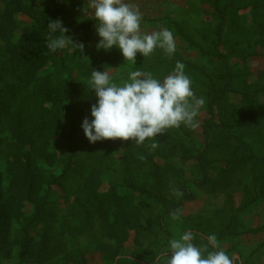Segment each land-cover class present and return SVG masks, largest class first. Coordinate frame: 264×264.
Masks as SVG:
<instances>
[{
  "label": "rangeland",
  "instance_id": "rangeland-1",
  "mask_svg": "<svg viewBox=\"0 0 264 264\" xmlns=\"http://www.w3.org/2000/svg\"><path fill=\"white\" fill-rule=\"evenodd\" d=\"M87 2L0 0V27L6 35L0 36V44L6 47L7 39L15 46L33 34L34 41L44 42L30 60L36 64L30 63L25 73L33 78L25 106L34 99L29 96L40 93L43 79L49 80L43 89L48 99L40 108L48 117L42 129L49 137L47 144L39 145L47 156L38 159L44 179L38 187L45 202L42 217L34 219L33 204L12 194L15 186L17 191L32 189L33 183L25 182L31 177L7 170L9 146L15 142L9 129L22 101L7 112V123L5 117L1 122L0 264H118L120 257L113 259L109 247L116 241L102 226L106 216L113 226H126L124 256L139 264H163L167 242L189 230L200 234L197 245L208 251L214 249L207 237L215 234L234 264H264V0H219L223 15L215 0H135L143 13V30L168 28L177 44L172 56L159 48L149 57L137 53L136 64L125 61L116 47L96 48L100 38L95 19L82 11ZM55 20L66 33L52 35L64 36L66 45L52 53L47 25ZM71 40L83 43V50L75 49ZM177 61L186 65L195 94L206 100L196 129H167L155 138V150H149L148 139L140 145L120 138L88 141L81 123L85 116L91 118L97 99L89 84L93 69L109 71L119 84L132 71L162 78ZM255 119L260 130L236 126ZM24 122L18 132L25 137ZM129 183L161 189L173 206L183 202L180 219L163 217V206ZM176 189L183 195H173ZM5 210L9 212L2 216ZM131 261L119 264H135Z\"/></svg>",
  "mask_w": 264,
  "mask_h": 264
},
{
  "label": "clouds",
  "instance_id": "clouds-1",
  "mask_svg": "<svg viewBox=\"0 0 264 264\" xmlns=\"http://www.w3.org/2000/svg\"><path fill=\"white\" fill-rule=\"evenodd\" d=\"M87 5L82 11L86 16L91 12L89 17L95 19L100 38L96 44L98 50L116 47L124 60L132 64H136L137 53L149 57L157 48L169 56L176 52V40L170 29L150 33L143 30V13L135 0H88ZM47 26L50 29L48 50L52 53L63 50L64 36L52 35L57 31L66 33L62 22L51 21ZM72 44L75 49L82 51L84 48L83 43ZM185 68L182 61H177L172 71L162 78L151 72L132 71L128 79L119 84L113 82L109 71L93 69L89 84L97 99L90 108L91 118L85 116L81 123L85 137L90 143L120 138L131 139L137 145L148 139L151 141L149 150H155L159 147L155 138L167 129L181 125L196 129L206 100L195 94L192 77ZM173 195L182 196L183 193L176 189ZM171 215L176 220L182 213L177 210ZM194 238L189 230L179 238L170 239L163 264H234L233 256L221 247L215 234L207 237L212 251L193 243Z\"/></svg>",
  "mask_w": 264,
  "mask_h": 264
},
{
  "label": "trees",
  "instance_id": "trees-1",
  "mask_svg": "<svg viewBox=\"0 0 264 264\" xmlns=\"http://www.w3.org/2000/svg\"><path fill=\"white\" fill-rule=\"evenodd\" d=\"M215 4L217 9L221 11V6L219 4V0H215ZM221 14L223 15V12L221 11ZM32 36L21 38L20 42L21 44L12 46L11 44H8V40L6 39L5 45L0 44V129L3 127L1 126V122L6 120V123L8 121L7 118V112L15 109L18 105L19 101H22V104L19 106L20 108L15 111V114L13 115L15 117V121L18 122H11L12 126H10L9 132L12 133L13 141L10 146H9V157H12L10 160V163L7 167V170L9 169L10 173L14 171L16 175L22 174L26 177H31L29 180H25V182H30L33 183V188H22L19 191H17V186L13 188L14 192H12L13 197L14 195L17 196L18 201H29L30 203L33 204L34 208V215L33 218L36 219L37 217H42L44 214V198L41 196V194L38 191V187H40V183L44 181L42 180V172L41 169L38 165V159H43L44 157L46 158L47 156H43V151L41 149V152H39L40 147L39 145H44L47 144L49 141L48 135L44 132L42 129L43 122L45 119H48L46 117V112L45 109H40L42 108L44 104V100L48 99V92L44 91L48 86L49 80L47 78L43 79V88L42 84L40 87L39 92L40 93H35L32 96H29L31 98H34L32 100V103L29 106H25L26 104V99H27V92L26 90L31 87L32 84V74H30L28 77L25 74L30 66V60L32 57L36 55L37 52H35L36 48H41L44 44L43 41L40 40V38H37V42L32 39ZM0 36H6L3 32L2 27H0ZM39 41V43H38ZM35 44V45H34ZM31 64H36V63H31ZM38 64V62H37ZM37 66V65H35ZM34 66V67H35ZM41 68V67H40ZM43 68V67H42ZM41 68V69H42ZM37 68L34 69V73L38 75V70L36 71ZM40 69V71H41ZM27 77V78H26ZM35 82L39 81L40 78L36 76L34 78ZM230 81V80H229ZM232 82H228L227 85H230ZM20 87V88H19ZM42 88V91H41ZM221 89H224L221 88ZM226 90V89H225ZM243 96L249 97L250 95L248 93H242ZM71 98H74V94L71 96ZM26 108L24 112L21 111L22 108ZM22 114L27 122V124L24 122V118L22 117ZM262 113L259 114V119L262 118ZM257 117V118H258ZM256 118V119H257ZM244 120L242 122L237 123V128H242L243 126H255L258 128V130L261 129V126L259 125L260 120ZM25 123L27 126L28 130V135L27 136H22L21 132H18L20 130L21 125ZM16 127L15 129H13ZM36 127H39L36 129ZM33 131V129H36L35 132L29 134V130ZM52 129V132L56 135V131ZM1 141V138H0ZM52 141V140H51ZM148 153V157H151L150 153ZM43 156V157H42ZM35 177V178H34ZM160 173H156V178L157 181L161 180L160 178ZM132 190H138L141 194L146 196L147 198H151L158 203H160L163 206L164 213L163 217L166 215H171L173 212L177 210H181L183 206V202H181L177 206H173L171 202L167 200L165 195L162 194V190L154 188H141L135 184L129 183L127 184ZM1 205V204H0ZM9 210H5L2 214L4 216L7 214ZM162 219V218H161ZM119 220V217H118ZM122 221V219H121ZM108 227L110 230V237L111 239L116 241V244H111L109 247H111V252H112V257L113 259H118V264L121 261H131L130 258H127L124 256V242H125V237L127 229L125 226V230L123 229V226L121 227H116L113 226L109 222V218L106 216L104 218V221L102 222V226ZM159 227L163 230V232L167 233V231L164 229L163 223L159 222L158 223ZM25 232V235L22 240V245L24 247V251H26V247L28 244L29 240V228L28 227H23L22 234ZM194 240L193 243L197 244L199 243L200 239V234L195 232L194 233ZM23 255H26L24 253ZM42 257V256H41ZM84 261L85 258H84ZM135 264H139L137 261H131ZM160 260L158 261V263Z\"/></svg>",
  "mask_w": 264,
  "mask_h": 264
}]
</instances>
